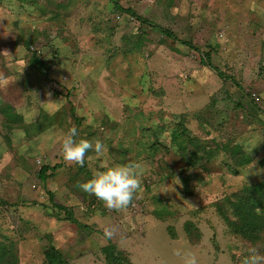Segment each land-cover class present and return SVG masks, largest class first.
<instances>
[{
	"label": "rangeland",
	"instance_id": "374dc122",
	"mask_svg": "<svg viewBox=\"0 0 264 264\" xmlns=\"http://www.w3.org/2000/svg\"><path fill=\"white\" fill-rule=\"evenodd\" d=\"M119 1L191 45L110 0H0V243L14 242L17 264H43L49 245L68 264H118L107 246L126 264H180L177 249L199 264L264 253L218 210L264 183V0ZM72 127L101 140L103 155L66 162ZM130 162L142 166L143 191L126 209L78 187L101 164ZM44 165L56 166L46 182Z\"/></svg>",
	"mask_w": 264,
	"mask_h": 264
},
{
	"label": "trees",
	"instance_id": "16d2710c",
	"mask_svg": "<svg viewBox=\"0 0 264 264\" xmlns=\"http://www.w3.org/2000/svg\"><path fill=\"white\" fill-rule=\"evenodd\" d=\"M110 1L113 3L114 7L117 10L132 15L139 22L148 24L154 29H158L161 33L165 34L171 39H175L187 46L191 45V43L188 41H181L169 28L161 26L160 24L154 23L148 18L141 16L131 7H123L119 0ZM211 50H213L212 47L209 48L208 52L203 58V61H207L209 64V56ZM30 66L36 69L42 75H45L46 71L49 68V64L45 62L44 59L36 53H33L30 57ZM215 70L218 71L217 68H215ZM218 74H221V72L218 71ZM235 83L237 82L235 81ZM2 111L5 112L7 117H9L11 120H15L16 117H20V115L17 114L11 106H6L2 108ZM154 145L155 143H152L150 145L151 154H154L157 150V146ZM240 152L241 151H239L238 153ZM55 169L56 166L44 165L39 171V179L43 182H46L47 178L49 177V171L53 170L54 172ZM50 173H52V171ZM186 180H188V177L186 178ZM262 185L263 186H260L259 184L250 187L245 186L243 188L242 195H235L237 199L231 200V198L228 197L225 200V204H218L219 213L220 215H222L224 221L230 227V231L236 235H240L243 238L252 241L253 243L264 241V213H258L256 210L257 203H261V201L264 200V183ZM49 195L50 198H52L53 192H49ZM226 205L227 207H225ZM58 208L65 210V212L69 215L68 217L74 220L73 216L71 215L72 212L68 211L65 206L58 205ZM78 224L83 225L82 223ZM186 230L190 240L194 242V240L197 239V233H195L190 223L186 225ZM14 249L15 244L13 241H10L9 243H0V264H17V261L15 260L16 256ZM106 249L108 250L111 259H113L116 263L126 264L122 261V258L113 255L112 251H110L111 247L107 246ZM9 256H11V259L8 260ZM44 257L45 259L43 264H68L67 261L64 260L62 252L57 249L54 245H49L45 249ZM5 260L8 261L5 262Z\"/></svg>",
	"mask_w": 264,
	"mask_h": 264
},
{
	"label": "clouds",
	"instance_id": "9594fccd",
	"mask_svg": "<svg viewBox=\"0 0 264 264\" xmlns=\"http://www.w3.org/2000/svg\"><path fill=\"white\" fill-rule=\"evenodd\" d=\"M75 127L69 129L61 142V154L70 164L83 167L86 155L92 151L98 157L105 152L103 142L96 139L94 142L85 138L77 139ZM143 169L138 162L101 164L92 169L91 178L78 184V187L93 195L109 210H123L128 208L138 193L142 192L141 180ZM175 255L180 258V264H199L197 254L192 250L177 249ZM236 264H264V253L255 247L246 252L237 251Z\"/></svg>",
	"mask_w": 264,
	"mask_h": 264
}]
</instances>
